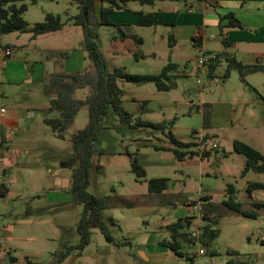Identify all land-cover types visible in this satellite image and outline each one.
<instances>
[{
  "label": "rangeland",
  "instance_id": "obj_1",
  "mask_svg": "<svg viewBox=\"0 0 264 264\" xmlns=\"http://www.w3.org/2000/svg\"><path fill=\"white\" fill-rule=\"evenodd\" d=\"M25 2L27 9L22 16L29 25L51 12L60 16L64 26L56 33L40 34L34 39L29 32L0 35V43L11 49L8 56L3 49L0 53V102L12 116L0 124L3 154L9 161V181L4 183L7 190L0 191V264H5L1 254L4 251L16 257V264H188V258L192 264H198V260L204 264H225L229 260L264 264V208L251 205L252 201L264 200V190H257L250 199L246 192L248 182L264 183V172L248 170L242 174L246 158L233 148L237 139L254 144L264 155V73L244 75L242 79L238 68L229 66L220 39L197 48L189 41L171 46L162 27L157 28L154 43L149 40L128 48L136 55L123 51L113 54L106 47L118 30L111 25L96 27V42L109 70L122 66L128 73L157 74L167 63L177 62L176 70H171V76L164 80L171 85L168 90L160 91L152 82L118 79L117 83L125 93L154 100L158 104L155 113L162 120L175 117L171 130L176 138L191 131L196 137L207 133L204 143L198 144L209 151V156L176 159L160 130L135 124L137 118L144 120L138 113L129 120L117 119L116 124L105 118L104 128L94 142L85 190L111 196V204L103 214L114 242L106 241L99 228L92 227L89 242L80 249L77 221L83 206L70 189L58 190L48 185L53 169L71 172L70 138L87 123V106L78 109L64 138L55 136L43 118L56 117L58 113L45 112L49 96L43 90V82L48 76L39 78L37 66L39 61L51 57V52L43 49L47 47L54 49V56L66 53L60 55L62 63L71 68L64 72L90 71L93 65L82 46L81 27L69 19L79 12L73 0ZM134 29L138 35L153 33L149 27L133 26L132 33H137ZM200 47L218 56L213 76L195 68L196 58L202 55ZM229 53L235 57L234 52ZM178 54L182 57L177 60ZM65 55L69 57L65 59ZM80 60L82 66H77ZM197 78L201 85L196 83ZM88 92V87L78 88L73 97L84 98ZM125 107L128 111L133 109L129 102ZM132 157L144 169V176L137 177L131 171ZM152 177L166 178L167 188L160 193L149 192L147 179ZM229 184L234 187L235 200L241 201L243 208L257 212L255 218L227 208L224 200ZM120 199L132 204L120 203ZM202 211L210 217L211 228L218 231L206 246L198 241L196 233L207 222L199 217ZM179 218L192 220L186 227L190 239L183 241L182 254H159L157 261L143 259L139 251L150 247L160 252L162 247L157 246V240L169 239L165 224ZM199 247L205 248L202 256L197 255Z\"/></svg>",
  "mask_w": 264,
  "mask_h": 264
},
{
  "label": "trees",
  "instance_id": "obj_2",
  "mask_svg": "<svg viewBox=\"0 0 264 264\" xmlns=\"http://www.w3.org/2000/svg\"><path fill=\"white\" fill-rule=\"evenodd\" d=\"M25 1L26 0H0V35L9 32H29L30 38L34 39L37 35L57 31L63 27L64 22L61 20L60 16L51 12L45 13L43 20L36 21L29 25L22 16L27 9V3ZM28 1L29 3H34L36 0ZM73 1L77 4L79 12L71 15L69 19L73 24L81 27L83 34L82 46L87 52V56L92 61L93 69L90 71L53 72L48 76V79L43 82V90L49 96V106L46 108L45 112L47 113L48 111L55 110L58 115L56 117L45 116L43 121L51 128L55 136L64 138V131L73 122L78 109L83 105L87 106V123L83 128L72 134L70 138L72 154L68 159L72 177L70 191L75 200L83 206L77 221V231L80 235V244L78 247L82 249L90 240V229L92 227H98L106 241L114 242V238L107 227L103 214V210L108 208L111 204V196L90 194L85 190V187L87 184L88 169L92 165L91 157L95 149L94 142L104 128L103 120L105 118L107 120L111 119L114 124H116L115 121L117 119L123 121L132 118V114L126 111L121 105L123 90L117 83L118 79L133 83L152 82L158 90H168L171 88V85L164 82L168 77V67L170 64L163 66L160 73L157 74L128 73L123 67H115L112 70L108 69L103 53L96 42V27L112 24L108 18L109 13L114 10L122 9L124 4L130 0H99L100 7L98 10L96 9L95 0ZM138 1L146 2L150 0ZM223 20L226 21L224 24L222 23ZM139 24L150 25L151 15L149 13L141 14ZM236 26H239V23L232 12H226L224 14L218 13V27L220 31H222L224 27ZM125 37H130L137 43L141 42L140 38L133 34L125 32L121 38ZM222 42L227 45L225 39H223ZM59 54L64 55L65 52H60ZM217 59L218 56L216 55L215 62ZM227 59L229 61V66L238 68L242 79H244L243 76L247 73L264 68V65L244 64L234 57L227 56ZM214 63L209 66V73L213 71L215 67ZM84 87H88L89 89L88 94L84 98L73 97V93L76 89ZM261 99L264 101V97H261ZM145 101L146 100H143L141 103L143 104ZM135 122L136 125L150 126L160 130L167 138L169 145H171L168 149L172 151L175 158L178 160H183L186 157L191 158L195 155H200L201 157L209 156V151L203 147H197L196 149L192 148L199 146L198 143L180 141L174 136L171 130L174 118L169 121L162 120L160 122H152L137 118ZM206 138L207 135L202 136L200 142L204 143ZM233 148L246 158L242 174H245L248 170L264 172V155L259 150L237 139L233 141ZM2 151L3 140L0 137V158H2ZM131 171L134 172L137 177L145 175L144 169L133 157L131 158ZM1 173L4 174V170H2ZM166 185L167 179L164 177H152L147 179V190L151 193L162 192L166 188ZM3 188L4 184L1 185V192H4ZM254 190H264V183L260 181L248 182L246 185L248 196H250ZM227 191L228 197L224 200V204L227 208L238 212L244 217L255 218L257 216L256 211L243 208L242 202L235 200V190L232 184L228 185ZM119 201L127 205L132 204V202L124 199H120ZM251 205L257 209L264 208V200L252 201ZM202 217L207 222L200 227V233L197 239L206 246L218 235V231L211 228L208 223L210 217L207 214L205 216V212ZM109 221H111V219ZM188 225L189 221L181 218L167 224L166 230L168 231L169 239L163 238L159 243L180 256L182 254L180 249L183 241L190 239L186 234V227ZM178 237H180V239H178ZM191 239L195 240L193 237H191ZM3 259L5 264H16V257L9 252L6 253ZM188 260V264H192L191 258H188ZM225 264L239 263L234 260H229Z\"/></svg>",
  "mask_w": 264,
  "mask_h": 264
},
{
  "label": "crops",
  "instance_id": "obj_3",
  "mask_svg": "<svg viewBox=\"0 0 264 264\" xmlns=\"http://www.w3.org/2000/svg\"><path fill=\"white\" fill-rule=\"evenodd\" d=\"M96 9L100 7V1L95 0ZM226 12H232L235 19L238 21L239 26L236 27H224L222 31L219 30L218 27V13L224 14ZM151 15V24L150 25H141L139 24V18L141 14ZM109 20L112 24L108 26H114L119 33L114 34L110 38L109 45L106 47L107 50L112 51V53H118V51H123L126 54H131L130 49H128L132 44H142L145 41H149L154 43L157 38L156 31L158 27H162L166 32V36L168 38L169 44L171 46H177L178 43L190 42L191 46L194 48L203 46L207 43V41L220 39L222 41L225 39L227 41V45L223 43L225 53L228 57H234L229 52H234L235 59L239 60L244 64H259L264 65V0H150L146 2H140L138 0H130L124 4L122 9L114 10L108 15ZM226 21L223 20L224 24ZM64 26V25H63ZM144 26L149 27V29H153V33L141 34L132 33V27ZM63 28V27H62ZM61 28V29H62ZM60 29V30H61ZM57 31H52L45 34L56 33ZM121 30V32H120ZM126 32L128 34H133L140 38L141 42L137 43L130 37L121 38L122 35ZM16 35H19L18 32H13ZM161 35L160 37H162ZM7 47L6 45H2L0 43V53L3 48ZM48 53H50L51 57H47L45 60L39 61L37 66V74L39 78H42L44 75L49 76L53 72H64L69 70L71 67L67 69L63 65L62 57L60 55L54 56V49L47 47L43 48ZM73 51H77L76 49H72ZM80 55L84 61L83 54L84 50L81 48ZM78 51V52H79ZM229 51V52H228ZM64 52V51H63ZM66 54V53H65ZM132 55H136V53H132ZM238 56V58L236 57ZM65 59L69 57V55H65ZM176 59H180L182 55L178 54L175 56ZM1 61V60H0ZM51 64H49V62ZM38 62V61H36ZM1 64V62H0ZM168 67L167 76H171L170 71L176 70L178 64L173 61L170 63ZM216 62L214 63V65ZM77 66H82V60L77 62ZM122 67V66H119ZM194 66H191L193 68ZM51 68V72H48ZM115 68V67H114ZM124 68V67H123ZM215 68V67H214ZM214 71V69H213ZM213 71L208 73L213 76ZM36 73V71H33ZM74 72V71H72ZM263 72L264 68L258 69L257 71L247 73V75H251L254 73ZM215 80L217 79L216 76ZM261 84V83H260ZM264 86V81L262 82ZM123 90V89H122ZM163 91V90H160ZM264 97V95H261ZM146 100L145 103H141V101ZM262 100V99H261ZM263 101V100H262ZM131 103L133 105L132 111H128L125 107L126 103ZM264 102V101H263ZM2 105V103L0 102ZM121 105L122 107L130 112L138 113L140 116L144 118V120L154 121V120H162V117H159V114H156V110L158 108V104L149 98H146V95H140L139 98L131 95L129 93H125L123 91L121 96ZM4 106V105H2ZM6 109V108H5ZM142 109V110H141ZM33 115L34 113H30ZM11 115H8V111L0 114V124L10 120ZM158 118V119H157ZM175 118V117H173ZM9 119V120H8ZM154 119V120H153ZM254 119H258V116H254ZM193 131L189 133V135H184L181 139L177 138L180 141H192L195 143H199L202 136L207 135L200 134L198 137L193 135ZM152 144V142H150ZM255 146L254 144H251ZM168 146H171L168 144ZM200 147V146H198ZM196 149V147H192ZM4 150V149H3ZM3 152V151H2ZM2 165L0 166V173L4 170V178L5 182L9 181V167H8V159L2 153ZM71 171V169H70ZM49 179V187L56 188L58 190H68L70 189L72 177L71 172L63 171L62 168L53 169L50 172ZM8 179V180H7ZM263 183V182H262ZM167 188V185H166ZM165 188V189H166ZM4 191L7 190V187L4 184ZM164 189V190H165ZM257 190L252 191L251 195L255 194ZM163 192V191H162ZM248 196L250 199L252 196ZM206 199V198H205ZM210 200H212L210 196ZM252 200V199H251ZM257 201V200H256ZM262 201V200H258ZM188 206V205H187ZM204 213V211H202ZM188 221L190 218H185ZM192 222L190 220L189 224ZM196 223V222H193ZM169 223L165 224L166 225ZM199 224L197 223V226ZM161 239L157 240V246H161L160 252L157 249L156 251H152L149 247L144 248L142 251H139L142 255H140L145 260L153 259L156 261L159 260L157 255L167 256L169 252L173 253L169 248L161 245ZM4 256L6 255L5 251L1 252ZM174 254V253H173ZM4 258V257H3ZM2 258V259H3ZM4 261V260H3Z\"/></svg>",
  "mask_w": 264,
  "mask_h": 264
},
{
  "label": "built area",
  "instance_id": "obj_4",
  "mask_svg": "<svg viewBox=\"0 0 264 264\" xmlns=\"http://www.w3.org/2000/svg\"><path fill=\"white\" fill-rule=\"evenodd\" d=\"M201 48V47H200ZM202 49V48H201ZM3 53L5 56H8L11 54V49L9 47H5L3 48ZM216 60V54H209L206 53L203 49H202V55L198 56L196 58V62H195V68L196 69H200L202 71H205L209 69V66L211 64H213ZM196 83L201 85V80L200 79H196ZM6 109L4 106H2L0 104V114L5 113ZM2 158H0V166L2 165ZM5 182V178L4 176L0 173V189H1V185L4 184ZM203 216V212L200 213L199 217ZM199 226V225H198ZM200 231V230H199ZM199 231H197L196 233L199 234ZM193 243L189 244L192 245ZM205 254V248L203 247H199L198 251H197V255L198 256H202ZM193 262V261H192ZM198 264H204V261L202 260H198Z\"/></svg>",
  "mask_w": 264,
  "mask_h": 264
},
{
  "label": "water",
  "instance_id": "obj_5",
  "mask_svg": "<svg viewBox=\"0 0 264 264\" xmlns=\"http://www.w3.org/2000/svg\"><path fill=\"white\" fill-rule=\"evenodd\" d=\"M49 62V64H51V62L50 61H48ZM52 70H51V68H50V70L48 71V72H51ZM178 239H180V237H178Z\"/></svg>",
  "mask_w": 264,
  "mask_h": 264
}]
</instances>
